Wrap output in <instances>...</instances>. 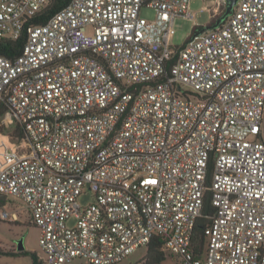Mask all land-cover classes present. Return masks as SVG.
<instances>
[{"label":"built area","instance_id":"2783aa9c","mask_svg":"<svg viewBox=\"0 0 264 264\" xmlns=\"http://www.w3.org/2000/svg\"><path fill=\"white\" fill-rule=\"evenodd\" d=\"M49 3L0 0V43L27 34L0 55L2 123L27 134L7 136L0 200L24 203L43 264H118L156 236L170 264H264V0L183 46L191 0H70L35 25Z\"/></svg>","mask_w":264,"mask_h":264},{"label":"rangeland","instance_id":"374dc122","mask_svg":"<svg viewBox=\"0 0 264 264\" xmlns=\"http://www.w3.org/2000/svg\"><path fill=\"white\" fill-rule=\"evenodd\" d=\"M213 0H191L190 8L195 13L194 18L184 19L177 18L174 22V35L172 44L174 46H183L193 33L195 26H206L211 22V11L203 10L204 7L212 6ZM225 11V6L222 4L219 13ZM220 13V14H221ZM142 15L152 20L155 18L154 9L144 7ZM12 128L7 127L3 133H0V168L6 163L5 151L11 150V145L7 136L10 137ZM11 139V137H10ZM11 141H14L11 139ZM82 205H87L91 202L89 193L84 194L79 198ZM6 209L10 212H17L19 221H7L0 219V264H32L30 254L11 255L21 250L18 249L19 240L23 239L24 249L28 252H35L38 256L41 254L40 246V230L33 224H30V215L24 203L17 198H8L5 200ZM23 249V250H24ZM7 253V254H6ZM147 248H141L132 253L129 257L118 264H143ZM40 259V256H39ZM40 264H43L40 260ZM67 264H91L84 259H76ZM163 264H170L167 257Z\"/></svg>","mask_w":264,"mask_h":264},{"label":"trees","instance_id":"16d2710c","mask_svg":"<svg viewBox=\"0 0 264 264\" xmlns=\"http://www.w3.org/2000/svg\"><path fill=\"white\" fill-rule=\"evenodd\" d=\"M69 1L70 0H50L49 5L44 10H42L41 12L33 16L31 20L34 22L35 25L43 24L53 14H55L60 9L65 7L69 3ZM212 22H214V20ZM201 28L202 26H195L192 34H194L197 30H200ZM26 39H27L26 31H24L22 36L17 40L3 38L0 43V55L8 57V58H13L15 55H18L19 53H21L25 45ZM7 109H8V106L6 103L0 104V133H3L7 127H10L13 129V131L10 134V137L12 140L16 142H20L26 139L27 137L26 130L22 124L15 122L13 125L8 126L2 123V116ZM5 200L6 199H1L0 205L5 204ZM214 210L215 209L211 203V198L208 196L205 200L203 215L198 219V222L195 228V233H194L195 241H198L200 245H202L204 241V228L210 222L208 215L213 214ZM8 254H11V255L30 254V256L32 257V264H40V260H41L39 259V256L37 253L28 252L25 249L19 252H15L13 254L12 253H8ZM167 255L168 253L165 250V241H163L161 236H156L152 239V241L147 246V254L145 256L143 264H163L167 259ZM41 262L43 263L42 260Z\"/></svg>","mask_w":264,"mask_h":264},{"label":"water","instance_id":"95a60500","mask_svg":"<svg viewBox=\"0 0 264 264\" xmlns=\"http://www.w3.org/2000/svg\"><path fill=\"white\" fill-rule=\"evenodd\" d=\"M237 2H238V0H227L226 6H225V11L223 12V14L221 16H219V18H217L214 23H210L206 26H203L200 30H197L195 32L194 36L200 35L209 29H213V28L220 26V24L222 22H224L229 15L232 14L234 7L237 4ZM18 243H19L18 249L23 250L24 249L23 239H20Z\"/></svg>","mask_w":264,"mask_h":264}]
</instances>
